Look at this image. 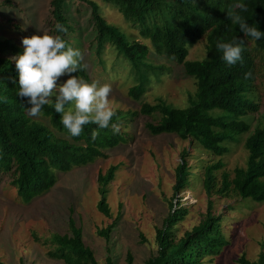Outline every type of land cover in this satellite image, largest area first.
Listing matches in <instances>:
<instances>
[{"label":"trees","instance_id":"1","mask_svg":"<svg viewBox=\"0 0 264 264\" xmlns=\"http://www.w3.org/2000/svg\"><path fill=\"white\" fill-rule=\"evenodd\" d=\"M9 1L2 0V4L9 6ZM73 1L78 3L77 12L80 5L89 11L85 23L90 27L86 35L87 48L92 49L90 59L96 60L104 70L101 59L104 51L112 49L114 55L120 54L125 61L117 66L111 59L109 75H117L116 70L122 74L125 67L126 76L133 79L127 90L130 97L138 98L148 87L150 77L164 70L162 63L156 65L148 59L149 46L145 43L148 40L152 53L181 65L183 74L193 79L194 92L189 96V105L175 107L158 96L154 103L140 104L137 111L115 108L112 123L119 122V134H113L110 126L99 128L89 124L84 126L80 136L70 137L61 123L60 114L51 104L43 106L40 119L27 115L26 107L30 104L17 96L19 85L13 81H18V72L15 62L9 58L10 54L21 53L23 47L10 37L0 35V179L7 178L9 185L15 186L16 193L27 201L53 185L55 172H66L104 158L103 150L126 142L122 130L133 114L157 112L155 122H145L147 131L152 135L173 133L186 141L189 149L183 147L179 151L171 194L165 199L167 213L160 226H154L155 250L143 264H206V258L210 261L219 254L224 242L222 224L225 220L219 212L213 211L211 197H249L264 202V123L259 125L257 122L242 142L247 152L244 166L227 171L222 160L228 152L227 145L238 143L239 135L250 128L241 116L257 111V86L264 92V36L259 40L246 37L238 25L231 23L228 13L241 15L246 23L264 32V0H100L117 10L140 39L130 41L115 25L106 22L94 0ZM71 2L50 0L51 33L61 36L68 46L77 49L78 33L84 27L68 17ZM239 4L246 5L247 11L237 7ZM58 22L65 26L66 33L55 30ZM236 37L244 42L242 61L228 65L216 44L232 42ZM200 39L205 41L204 56L186 59L188 49ZM81 64L82 68L73 74L87 80L82 61ZM246 74L249 75L246 77ZM255 79H258L257 86ZM211 109L221 112L211 115ZM94 131L98 133L95 139L92 138ZM201 149L217 159L209 161L191 154L193 150ZM190 159H193L192 163ZM117 167L110 165L103 174L98 172L96 175L99 198L95 206L105 217L111 216L106 202L107 184ZM196 182H200L207 197L206 208L196 224L179 234L177 224L188 209L181 204L177 194L191 189ZM117 219L118 215L105 228L97 230V234L108 240ZM67 225L69 235L53 233L49 238L47 257L63 264H98L92 251L82 242L80 227L70 217ZM138 235L144 241L142 235ZM125 262L132 264L129 253ZM236 262L264 264V249L253 261L241 255ZM103 264L114 262L106 255Z\"/></svg>","mask_w":264,"mask_h":264},{"label":"rangeland","instance_id":"2","mask_svg":"<svg viewBox=\"0 0 264 264\" xmlns=\"http://www.w3.org/2000/svg\"><path fill=\"white\" fill-rule=\"evenodd\" d=\"M94 1L106 22L115 25L126 35L127 40H140L117 10L102 4L100 0ZM9 2L7 6L0 0L1 36L10 37L15 44L23 47V37L39 35L42 32L53 35L50 0ZM77 6L76 1L69 3L68 17L84 27L78 33L80 37L77 49L83 55L82 63L88 75L85 81L97 80L101 84H110L112 92L109 102L114 108L137 111L140 104L154 103L158 96L175 107L189 105V96L194 92L193 79L183 74L181 65L152 53L148 40H145L149 46L148 59L156 65L162 63L164 70L150 77L148 87H145L138 98L130 97L127 90L133 79L126 76L125 67L122 74H118L119 71L116 70L117 75H109L111 59L117 62V66L119 62L125 61L120 54L114 55L112 49H106L101 58L104 60V70L96 60L90 59L92 49L87 48L86 37L90 27L85 23L89 11L80 5L77 12ZM204 44V39L193 44L188 49L186 59H200L204 56ZM16 55L10 54V60ZM71 75L74 76L73 73ZM67 78L68 74H65L59 78L57 84H62ZM257 83L258 79H255L256 86ZM256 94L257 111L241 116L249 123V130L238 136V143H229L228 152L222 157L224 169L227 171L235 166H244L247 152L242 142L253 131L257 122H260L259 125L264 123V92L259 86ZM51 99L55 100V97ZM220 112L217 109L209 110L211 115ZM157 116V112L150 115L133 114L122 130L126 142L103 150L106 155L104 158H97L66 172H55L53 185L27 201L16 193L15 186L9 185L7 178H1L0 264H63L60 260L48 258L46 251L50 247L48 240L53 233L69 235V217L80 227L82 242L92 251L98 264H103L106 255L112 258L114 264H126L128 253L131 255L132 264H143L155 250L154 226H160L167 213L165 199L171 194L179 151L183 147L188 148L186 141L173 133L152 135L147 131L145 122H155ZM191 154L209 161L217 159L205 150H193ZM189 162L192 163L193 159ZM110 165L118 167L113 179L107 184L106 202L111 216L105 217L95 206L99 198L96 175L98 172L103 174ZM177 197L188 209L187 214L177 224V232L180 234L197 223L200 214L205 211L207 197L200 182H196L191 189L182 190ZM211 198L214 200L213 211L219 212L225 220L222 224L224 242L219 254L210 261L209 257L206 258L205 263L238 264L236 259L241 255L249 261L255 260L264 249V202L238 196ZM116 215L118 219L115 227L108 235V240H105L97 234V230L105 228Z\"/></svg>","mask_w":264,"mask_h":264},{"label":"clouds","instance_id":"3","mask_svg":"<svg viewBox=\"0 0 264 264\" xmlns=\"http://www.w3.org/2000/svg\"><path fill=\"white\" fill-rule=\"evenodd\" d=\"M237 7L247 11L244 4ZM228 18L246 37L259 40L264 36V32L246 23L241 15L229 12ZM54 27L57 32H67L62 23L58 22ZM243 44L236 37L232 42H217L216 48L228 65H235L242 61ZM22 45L23 51L11 59L18 72V81H13L19 85L17 96L30 104L26 107L27 115L39 117L43 106L51 104L60 114L61 123L70 137L80 136L84 126L89 124L99 128L110 126L113 134L120 133L119 122L112 123L117 110L109 102L111 85L97 80L87 82L71 75L82 68L83 55L79 49L68 46L61 36L46 32L23 37ZM65 74L68 78L58 85L57 81ZM52 97H55L54 101ZM97 135L94 131L92 138Z\"/></svg>","mask_w":264,"mask_h":264}]
</instances>
